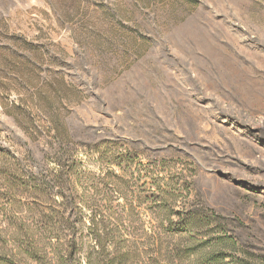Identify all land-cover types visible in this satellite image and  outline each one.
Returning a JSON list of instances; mask_svg holds the SVG:
<instances>
[{"label": "rangeland", "instance_id": "rangeland-1", "mask_svg": "<svg viewBox=\"0 0 264 264\" xmlns=\"http://www.w3.org/2000/svg\"><path fill=\"white\" fill-rule=\"evenodd\" d=\"M57 80L47 115L76 151L64 188L50 181L60 125L0 106V264H264V0H0V100ZM166 184L173 224L151 197ZM105 208L130 235L124 260L89 235ZM187 212L206 228L180 232Z\"/></svg>", "mask_w": 264, "mask_h": 264}, {"label": "trees", "instance_id": "trees-1", "mask_svg": "<svg viewBox=\"0 0 264 264\" xmlns=\"http://www.w3.org/2000/svg\"><path fill=\"white\" fill-rule=\"evenodd\" d=\"M39 87L40 88L37 91L38 95L35 99H32V98L18 99L16 103L12 102L11 105H7L3 101L0 100V106L4 109L6 114H8L14 119V121L17 124L22 123L24 126L29 127L30 121H28L27 119L23 117L22 107L27 106L28 108H30L32 105L42 112L45 119L48 120L50 124L55 123V124L60 125L59 130L55 131V139L58 138V141H59L58 143L59 150L58 151L56 150L54 152V158L56 159L55 164L57 165V168L54 170V173L50 175L51 176L50 181L53 183L51 188H54V187L58 189L64 188L65 183H66L64 178H65V175H67V172L65 171V164L62 163V160L64 159H66L67 161L71 160L73 157L76 156L75 155L76 151L74 150V147L70 145L71 142L69 139V134L65 128V125L63 123L60 113L56 112V114H53L54 116H51L52 114L47 113V112H53V111L58 110L55 107V105L56 103H58L60 97L63 96L65 86L62 84L60 80H57V81H52L47 84L42 83V85ZM45 87H49L47 89L49 90L52 89L54 93H49L48 91L43 92L42 90ZM47 114H51V115L49 116ZM128 157H129V154H126L125 158L123 157V155H120L119 159L123 164H127L130 161L128 160L129 159ZM164 187L165 189H167L169 186L167 184L165 186L156 185V189L154 193L151 194L152 195L151 197H153L152 199L153 203H155L156 201H160L159 206L163 210L164 220L168 222L169 224H173V221H172L173 211L172 209L168 208L167 205H168V202L175 201L176 196L174 192L168 193L169 194L168 195L164 191ZM170 190L176 191L172 187L170 188ZM91 214H92L91 215V226L88 228V230H89L90 237L94 241V244H95L94 246L96 248H99L98 251L102 253L106 251V245L108 243H112L114 244L113 251L115 253V257L124 260L127 257L129 251H125L124 247H121L119 245L121 243L124 244L125 239L122 240L124 236H130V235L129 233H127L126 229H122V232H124V235L120 233V227L122 226L119 223V219L116 213H113L108 208H105L104 210L94 209L91 211ZM98 217L99 219L97 220ZM107 217L113 220L114 225L113 223H110L108 220L107 222L109 224H106L107 222H105V219ZM179 221H180L179 231L182 233H190L192 230H203L208 225V220L203 219L199 215L195 213H190V212L185 213L182 219H178V222ZM37 230L39 231V233ZM37 230L36 232L40 234L39 235L40 237H43L49 240L50 238L56 239L57 241L60 238L59 237L60 231L56 230L54 226L48 225L42 229H37ZM18 232L19 234H23V236H25L26 238L31 239V243L36 242L34 240L36 237L35 231L30 229L29 227H25L24 225H21L20 227H18ZM42 234L44 236H42ZM72 235H73V238L71 239V241L73 245L70 247L69 255H74V251H76L77 245L80 242V240L77 239L78 237H76L75 232L72 233ZM163 236H164L163 238H166V235H163ZM166 240L167 239H161V238L157 239V244L155 246H158V248L156 249V252L159 253L161 249H164L163 247H164V243L166 242ZM189 240H192V239H189ZM197 243H200V245L208 244L207 241H197ZM217 244H221V241H218ZM31 246H34V245L32 244ZM174 246L179 247L180 244L178 243V244H175ZM199 248H201V246H199ZM33 250L34 252H43V248L36 247ZM189 250L190 249H188L187 251ZM203 250H205V253L202 255L203 259L214 256V253H212V251H206V249H203ZM209 250H212V248H210ZM170 259L173 260L174 255L169 256L167 261H169ZM87 264H96V263H91V259H88Z\"/></svg>", "mask_w": 264, "mask_h": 264}]
</instances>
